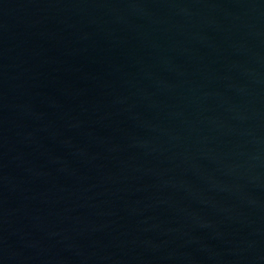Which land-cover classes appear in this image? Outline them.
Returning a JSON list of instances; mask_svg holds the SVG:
<instances>
[{"label": "water", "instance_id": "95a60500", "mask_svg": "<svg viewBox=\"0 0 264 264\" xmlns=\"http://www.w3.org/2000/svg\"><path fill=\"white\" fill-rule=\"evenodd\" d=\"M0 264H264V0H0Z\"/></svg>", "mask_w": 264, "mask_h": 264}]
</instances>
